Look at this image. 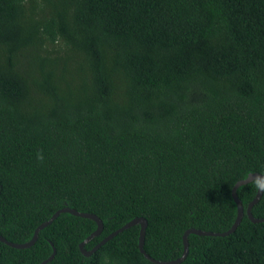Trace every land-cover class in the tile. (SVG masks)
<instances>
[{"label": "trees", "instance_id": "obj_1", "mask_svg": "<svg viewBox=\"0 0 264 264\" xmlns=\"http://www.w3.org/2000/svg\"><path fill=\"white\" fill-rule=\"evenodd\" d=\"M43 152L44 162L36 159ZM264 174V0H0V234L29 242L69 207L93 249L134 218L156 260L225 232ZM245 210L250 183L237 190ZM264 219V195L253 207ZM62 213L0 264H155L140 226L91 256ZM181 264H264V223L189 236Z\"/></svg>", "mask_w": 264, "mask_h": 264}, {"label": "water", "instance_id": "obj_2", "mask_svg": "<svg viewBox=\"0 0 264 264\" xmlns=\"http://www.w3.org/2000/svg\"><path fill=\"white\" fill-rule=\"evenodd\" d=\"M259 173H252L250 174L246 179L240 180L238 181L235 186L232 189V196L237 204V217L233 223V225L231 226V228L225 232L219 233V232H210V231H203V230H199V229H194V228H190L188 230L185 231V233L183 234V252L182 255L175 259V260H170V261H160V260H156L153 257H151L145 250L144 248V244H145V237H146V229L148 226V221L143 218V217H137L134 218L133 220H131L130 222L126 223L123 227H121L120 229L116 230L115 232L111 233L109 236H107L106 238H104L100 243H98L93 249L91 250H86L85 246L86 244H88L90 241H92L95 237L99 236L103 229H104V223L103 221L95 214L92 213H85V212H79L75 209L69 208V207H64L58 211H56L53 216L41 223L36 230L34 231V235L32 237V239L29 242L26 243H14L11 241H8L5 237H3L0 234V241L13 247V248H17V249H25V248H29L31 246H33L39 236V233L42 229H44L45 227H47L48 225H50L56 218L59 217L60 214L62 213H71L75 216H79L82 218H88V219H92L97 223V229L90 235L88 236L83 242L80 243L79 247H80V251L82 252L83 255L85 256H91L93 253H95L98 249H100L104 244H106L109 240H111L113 237H115L116 235H118L119 233L123 232L124 230L131 228L133 226L139 225L140 226V234H139V250L140 252L145 256V258H147L148 260H150L151 262L155 263V264H181L188 256L189 254V236L191 234H196L199 236H212V237H217V236H227L230 235L232 233H234L238 226L240 225L244 215L246 214L248 216V218L254 222V223H264V219H258L255 218L252 210L253 207L260 201L262 194H256L255 198L248 204L246 210L241 202V200L238 197V193L237 190L239 187L246 185L249 183V179ZM55 255V250L53 252V254L50 256V258L48 260H46L45 262H43L42 264L47 263L48 261L52 260L53 257Z\"/></svg>", "mask_w": 264, "mask_h": 264}, {"label": "clouds", "instance_id": "obj_3", "mask_svg": "<svg viewBox=\"0 0 264 264\" xmlns=\"http://www.w3.org/2000/svg\"><path fill=\"white\" fill-rule=\"evenodd\" d=\"M36 159L41 163L44 162L45 157L42 151L37 153ZM249 183L257 194L264 195V174L252 176L249 179Z\"/></svg>", "mask_w": 264, "mask_h": 264}]
</instances>
